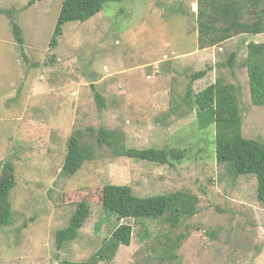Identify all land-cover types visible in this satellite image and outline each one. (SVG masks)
Returning <instances> with one entry per match:
<instances>
[{
	"label": "rangeland",
	"instance_id": "1",
	"mask_svg": "<svg viewBox=\"0 0 264 264\" xmlns=\"http://www.w3.org/2000/svg\"><path fill=\"white\" fill-rule=\"evenodd\" d=\"M197 3L112 2L85 23H68L52 48L63 0H0V11L11 12L0 13V163L15 165L17 181L13 220L0 231V264L91 262L119 224L133 227L132 244L100 264H264L257 180L235 177L217 162L215 128H200L183 100L192 75L213 67L192 83L191 99L219 77L237 86L243 136L264 143V105L252 103L244 65L248 41L263 43L264 34L200 50ZM12 22L21 28L23 46ZM232 53L234 72L221 65ZM96 92L105 99L102 110ZM101 127L128 148L182 149L186 157L175 167L123 157L99 148ZM76 132L93 155L66 176ZM108 184L130 186L142 198L184 191L198 196V211L176 227L166 218L118 221L103 208ZM81 201L90 218L79 239L58 250L56 232Z\"/></svg>",
	"mask_w": 264,
	"mask_h": 264
},
{
	"label": "trees",
	"instance_id": "2",
	"mask_svg": "<svg viewBox=\"0 0 264 264\" xmlns=\"http://www.w3.org/2000/svg\"><path fill=\"white\" fill-rule=\"evenodd\" d=\"M40 2L46 0H38ZM123 0H63L58 14L50 46L56 48L64 35L68 23H85L101 13L107 4ZM264 0H198L199 48L204 50L231 40L237 35L257 36L264 34ZM34 2H31L33 5ZM255 11V15L253 14ZM247 18H245V13ZM0 13L11 14L10 11ZM17 42L23 46L21 28L12 22ZM248 53L244 65L248 71L252 103L264 105V42L248 41ZM236 53H232L227 66L234 72ZM213 67L192 75V83L204 78ZM192 83L184 97L197 117L200 128H215V152L219 164L227 165L235 177L252 175L257 180V199L264 207V143L243 136V118L240 111L239 88L228 84L219 77L214 84L194 95ZM99 109L106 107L104 97L95 93ZM81 134L71 135L62 173L66 176L77 174L91 159L92 148L83 146ZM116 132L101 127L98 132L99 148L108 146L118 155L137 161H147L159 165L175 167L186 157L182 149H133L122 144ZM16 167L12 162L0 163V231L13 220L10 195L16 187ZM103 208L108 215L118 221L126 219L159 220L166 218L171 226H178L184 219L191 218L198 211V196L184 191L166 195L138 197L127 185H105L102 192ZM91 208L85 201L75 204L68 225L56 232L58 250L79 239L81 231L90 218ZM133 227L119 224L107 237L91 262L63 264L111 263L121 247H130ZM182 240V239H181Z\"/></svg>",
	"mask_w": 264,
	"mask_h": 264
}]
</instances>
